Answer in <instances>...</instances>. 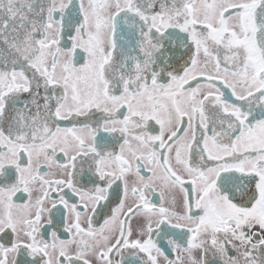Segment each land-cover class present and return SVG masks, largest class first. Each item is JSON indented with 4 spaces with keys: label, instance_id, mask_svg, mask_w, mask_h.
<instances>
[{
    "label": "snow or ice",
    "instance_id": "obj_1",
    "mask_svg": "<svg viewBox=\"0 0 264 264\" xmlns=\"http://www.w3.org/2000/svg\"><path fill=\"white\" fill-rule=\"evenodd\" d=\"M0 264H264V0H0Z\"/></svg>",
    "mask_w": 264,
    "mask_h": 264
}]
</instances>
